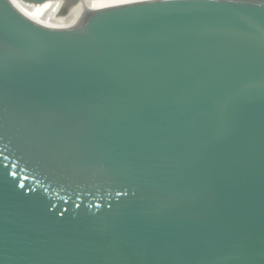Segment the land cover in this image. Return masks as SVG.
<instances>
[{
	"label": "snow or ice",
	"instance_id": "obj_1",
	"mask_svg": "<svg viewBox=\"0 0 264 264\" xmlns=\"http://www.w3.org/2000/svg\"><path fill=\"white\" fill-rule=\"evenodd\" d=\"M125 2H127V0H125Z\"/></svg>",
	"mask_w": 264,
	"mask_h": 264
}]
</instances>
